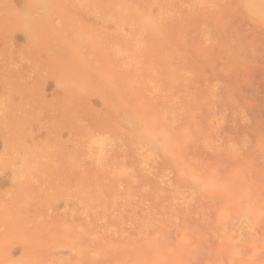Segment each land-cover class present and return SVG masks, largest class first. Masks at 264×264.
Masks as SVG:
<instances>
[{
  "label": "rangeland",
  "instance_id": "1",
  "mask_svg": "<svg viewBox=\"0 0 264 264\" xmlns=\"http://www.w3.org/2000/svg\"><path fill=\"white\" fill-rule=\"evenodd\" d=\"M0 264H264V0H0Z\"/></svg>",
  "mask_w": 264,
  "mask_h": 264
}]
</instances>
